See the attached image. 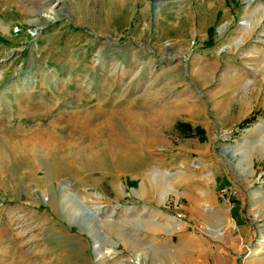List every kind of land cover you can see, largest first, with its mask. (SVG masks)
Segmentation results:
<instances>
[{
    "label": "rangeland",
    "instance_id": "374dc122",
    "mask_svg": "<svg viewBox=\"0 0 264 264\" xmlns=\"http://www.w3.org/2000/svg\"><path fill=\"white\" fill-rule=\"evenodd\" d=\"M171 92L185 111L149 148L122 107L162 114ZM52 124L83 148L121 129L131 149L95 148L91 171L66 150L45 186L18 153L0 164V264H264V0H0V155ZM209 195L235 225H209Z\"/></svg>",
    "mask_w": 264,
    "mask_h": 264
},
{
    "label": "bare ground",
    "instance_id": "6f19581e",
    "mask_svg": "<svg viewBox=\"0 0 264 264\" xmlns=\"http://www.w3.org/2000/svg\"><path fill=\"white\" fill-rule=\"evenodd\" d=\"M184 111L185 110L183 108H179L178 109L179 113H178L176 111V109H174L172 114L173 113L182 114ZM57 120H62V117L61 116L58 117ZM57 120L53 124H57L56 123ZM74 120L75 121H73V122H76V119H74ZM59 122H61V121H59ZM71 122H72V120H71ZM107 122L108 121L105 120L104 123H103V126L107 125ZM81 126H83V125H81ZM103 126H101V128ZM57 129H59V130L61 129V127H59V124L58 125H53L51 127L49 126V128H45V129L40 130V131H36L35 130L34 133L33 132L31 133L32 136L31 135L27 136L23 131H20V132L24 133V135L19 134V132H17V131L12 132L11 133L12 135H10L11 146H8L10 148L9 149V151H10L9 154L10 155L9 156L0 155V164H3L4 162H6L8 160H17L16 159V157H17L16 154L18 153V158L23 161L24 166L26 168V172L30 176L29 177L30 182H32L34 184H40V185L45 186V185L48 184V182L55 181L56 178H59L60 175L62 174V172H65V171H67L68 173L71 172V166L69 167L68 170H66L68 168L67 165H65L67 163V159H66L65 155L63 156V154L66 152V150H71V152L69 151L70 154L72 153L73 154L72 157H74V160H76V162L78 164L82 165L81 169L85 168V171H87V170L91 171L93 169L90 168L89 166H87L86 163H87L88 160L92 159V157L94 156V153H96L95 152L96 151L95 148H97L99 146H102V147H104V149H106V150L111 149V151H114V153H115L116 151H115L114 147H116V148L118 147L117 146L118 144L116 143L117 142L116 139H114L113 135L111 134V138L109 137L108 139L106 138V139L101 140V141L100 140L95 141V139H94V141L91 140V142L89 144L85 145L84 148H83L82 146H79V144L81 142L78 143L77 142L78 139L76 141L71 140L70 134H69L70 138L68 140H66V141L65 140L64 141L60 140L59 138L61 136L59 137V135H58L59 131ZM66 131L69 133L68 129ZM89 131L90 130H88V132ZM94 131H97V129L95 128ZM94 131H91V132L94 133ZM79 133H80V131H79ZM88 134L90 135V133H88ZM85 135L87 136V134H85ZM64 136H66V135H64ZM73 136H75V135H73ZM82 137L83 136H81V138ZM65 139H67V138H65ZM139 139H141V138H139ZM83 140H82V142H83ZM117 140L119 141V139H117ZM121 140L124 141L123 139H121ZM67 142L72 143L71 145L68 146L69 148L67 147ZM100 149H102V148H99V150ZM83 151H85V152L88 151L89 152L88 155L86 154V156H84L82 154ZM118 151L120 153L122 152V150H120V149ZM97 153H96V155H99ZM89 157H90V159H88ZM71 159H73V158H71ZM45 160H46V162H48V161L50 162V170L48 168L46 170L44 168L42 169L41 162L43 163V162H45ZM70 162H72V161H70ZM67 164L69 165V163H67ZM43 166H45V165H43ZM81 171L84 172L83 170H81ZM40 172H41V177L38 178L37 176H38V174ZM260 237L264 238V235H262ZM260 242L262 244L264 242V240H261ZM257 249L258 250H256V251L258 252V251H261L263 248H262V246L259 245ZM187 262L189 264H196L195 261H193V260H191L189 258H188Z\"/></svg>",
    "mask_w": 264,
    "mask_h": 264
},
{
    "label": "crops",
    "instance_id": "0c3cea01",
    "mask_svg": "<svg viewBox=\"0 0 264 264\" xmlns=\"http://www.w3.org/2000/svg\"><path fill=\"white\" fill-rule=\"evenodd\" d=\"M170 95V96H169ZM173 92L168 93V103L165 106V110L164 113L162 114H146L143 112V118H140L139 115L138 117H136V115L133 112V106H123L122 107V117L121 119L123 120V124H124V128L126 127H131L134 125L138 128L139 132L142 133L143 136H150L149 139L145 140V144H147V147L151 148V147H157V145L159 144L158 142L161 141L162 145L165 146H169L170 145V141L168 140V138H159L157 135L162 134V133H167V132H171V130L175 127V124L177 122V117L179 116L178 114H175L173 112L172 107L175 105V97L173 96ZM146 98V96H144ZM152 97V96H150ZM149 96H147V98H150ZM174 100V101H173ZM129 101V100H128ZM123 103H127L126 101L123 100ZM163 106V107H164ZM167 106H171V108L167 107ZM96 108V107H95ZM159 111V110H158ZM176 111L178 112V109H176ZM142 113V112H140ZM179 113V112H178ZM139 114V113H138ZM190 116V117H189ZM189 119L187 120L188 122H186L189 126V131L190 133L194 132L195 129V133L197 134L196 136H194V141L193 143H189V148H191V146L193 147V149L197 150V151H205L206 146H204L203 144L206 143L205 141V137L207 136L206 133V125L208 124V122H204L202 123L201 120H196L195 118H193V113H191L190 115H188ZM131 122V119H134ZM111 121L112 119H108L107 125L106 126H110L111 127ZM227 118H219L217 119V123L219 124V126L222 128L225 127L226 122H227ZM195 123V125L193 124ZM143 125L145 126V129L143 127ZM113 128V127H112ZM113 134H117V137H113L114 139H116V143L118 144L117 148H119L120 150H130L131 149V144L127 141V137L128 135L125 134V132H123L121 129V133L119 131V129H111ZM115 131V132H114ZM189 131H187L189 133ZM176 136H179L180 134L174 130ZM120 133V134H119ZM191 135V134H190ZM121 136V137H120ZM154 136H156V138H154ZM119 139V141L117 140ZM121 139H123L124 141H122ZM122 142H121V141ZM187 144V143H185ZM203 145V146H202ZM116 150V147H114ZM136 148H139L136 146ZM110 150V149H109ZM203 165L206 166L207 164H205V160H203ZM225 180H223V182H217V179H214V188H221L222 184H225ZM208 201H210V204L213 205L214 207H212L208 212H207V217L205 218L207 220V222L209 223V225L211 227H218L220 229H229V225L230 221L233 222V224L235 225V220L233 219V216L231 214V212H226L225 209H223L222 207H217L215 206V201L217 200V196L214 195H209Z\"/></svg>",
    "mask_w": 264,
    "mask_h": 264
},
{
    "label": "built area",
    "instance_id": "2783aa9c",
    "mask_svg": "<svg viewBox=\"0 0 264 264\" xmlns=\"http://www.w3.org/2000/svg\"><path fill=\"white\" fill-rule=\"evenodd\" d=\"M220 192H221V194H219V197H223L224 195L227 194L226 189H222V190H220ZM227 199L230 200V197L228 196ZM180 217H181V216H180Z\"/></svg>",
    "mask_w": 264,
    "mask_h": 264
},
{
    "label": "trees",
    "instance_id": "16d2710c",
    "mask_svg": "<svg viewBox=\"0 0 264 264\" xmlns=\"http://www.w3.org/2000/svg\"><path fill=\"white\" fill-rule=\"evenodd\" d=\"M249 123H251V119H245L242 121L243 126L249 125Z\"/></svg>",
    "mask_w": 264,
    "mask_h": 264
}]
</instances>
